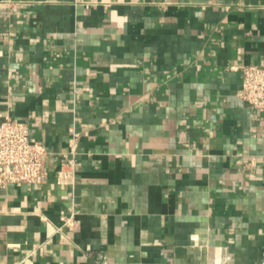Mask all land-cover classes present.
I'll use <instances>...</instances> for the list:
<instances>
[{
	"label": "crops",
	"instance_id": "obj_1",
	"mask_svg": "<svg viewBox=\"0 0 264 264\" xmlns=\"http://www.w3.org/2000/svg\"><path fill=\"white\" fill-rule=\"evenodd\" d=\"M243 64L264 0H0V121L49 151L41 183L0 187V264H264Z\"/></svg>",
	"mask_w": 264,
	"mask_h": 264
},
{
	"label": "built area",
	"instance_id": "obj_2",
	"mask_svg": "<svg viewBox=\"0 0 264 264\" xmlns=\"http://www.w3.org/2000/svg\"><path fill=\"white\" fill-rule=\"evenodd\" d=\"M240 69L242 86L238 95L258 112H263L264 65L243 64ZM78 135L73 132L70 154L65 157L66 161L59 172L62 181L73 182ZM48 156L49 151L42 142L31 140L30 128L25 121L10 116L0 121V187L12 183H41L47 176Z\"/></svg>",
	"mask_w": 264,
	"mask_h": 264
}]
</instances>
